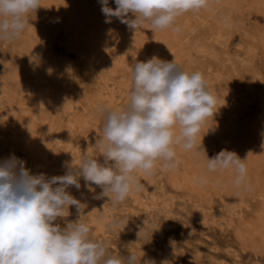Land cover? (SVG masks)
<instances>
[{
    "label": "rangeland",
    "instance_id": "374dc122",
    "mask_svg": "<svg viewBox=\"0 0 264 264\" xmlns=\"http://www.w3.org/2000/svg\"><path fill=\"white\" fill-rule=\"evenodd\" d=\"M55 1L53 13H59L54 16L61 19V24L46 25L43 35L27 28L21 38L0 39V162L14 154L26 162L32 174L43 173L46 177L65 174L66 164L72 161L75 166L84 158L103 162L101 150L95 145L96 139L103 136L106 114L101 108L122 110L129 104L134 85L131 66L138 56L139 61H147L155 53L169 62L175 57L189 74L202 73L210 91L218 97L213 110L216 113L201 126L194 148L184 150L182 145H174L179 163L187 156L207 162L205 153L212 158L221 150L230 149L241 159L253 157L246 161V185L236 186L234 170L217 171L213 173L230 174L234 181L231 179L230 186L225 187L219 180L217 188L203 195L178 186L176 168L168 172L157 162L149 175L134 173L140 187L123 202L94 198L102 189L91 185L90 191L82 178L79 190L74 186L67 190L86 204L81 221L90 227L94 240L106 244L110 254H135L138 264H264V246L256 244L255 237L248 240L243 230L246 220L253 221L264 211V134H253L248 128L255 123L264 125V0L260 6L254 5V0H209L206 8L186 12L175 20L172 27L178 30L173 47L161 42L164 29L153 32L145 25L135 31V44L114 40L102 56L87 44H74L72 51L68 50L72 47L67 41L70 35L63 24L67 7L59 6L60 0ZM81 1L95 11L93 21L102 17L106 22L99 0ZM42 3L46 1L41 0ZM109 6L116 7L114 0H109ZM110 21L106 23L120 20L112 17ZM134 49L138 56L131 53ZM26 124L37 133L33 135L42 146L40 153L24 148L16 137L18 129ZM174 131L180 135L179 125ZM16 138L19 141H13ZM232 195H239L242 202L234 205ZM69 212L68 217L58 221L61 226L78 218L75 206ZM126 219V226H114V221Z\"/></svg>",
    "mask_w": 264,
    "mask_h": 264
},
{
    "label": "clouds",
    "instance_id": "9594fccd",
    "mask_svg": "<svg viewBox=\"0 0 264 264\" xmlns=\"http://www.w3.org/2000/svg\"><path fill=\"white\" fill-rule=\"evenodd\" d=\"M99 2L106 22L115 17L134 32L146 24L154 32L172 26L186 12L206 8L209 0H114V9L109 0ZM41 7V0H0V39H18ZM131 68L129 104L122 110L101 108L106 114L103 136L95 145L103 162L84 158L75 166L72 161L64 175L51 177L32 174L14 154L0 162V264H138L135 254H110L105 243L91 237L90 227L81 221L86 204L67 189L79 190L82 178L90 191L91 185L102 189L94 198L125 201L140 187L135 172L151 173L157 162L163 170L178 166L174 145L194 148L201 126L216 113L218 97L202 73L189 74L175 57L169 62L154 55ZM205 156L209 172L234 170L235 184L246 185L247 158L226 149ZM72 206L78 218L61 226L58 221L70 215ZM127 224L128 219L114 221L117 227Z\"/></svg>",
    "mask_w": 264,
    "mask_h": 264
},
{
    "label": "bare ground",
    "instance_id": "6f19581e",
    "mask_svg": "<svg viewBox=\"0 0 264 264\" xmlns=\"http://www.w3.org/2000/svg\"><path fill=\"white\" fill-rule=\"evenodd\" d=\"M46 3L43 5V3L41 4V8L37 10L36 12V17L33 16V20H30V24L28 26V28H30L31 30H33L34 32L36 33H39L41 32L42 35L43 33H45V28H46V25H49L51 23H59L61 24V19L54 16L56 14H59V13H53V9L56 7V1L55 0H45ZM240 1V0H239ZM242 1V0H241ZM43 2V1H42ZM227 2V1H226ZM233 2V1H232ZM221 3V2H220ZM251 3V2H250ZM254 5L256 6H260L262 4V0H254ZM227 4V3H226ZM233 4V3H232ZM215 5V4H214ZM59 6H65L67 7V15L64 13V26H65V29L69 31V43L71 44L72 47L68 48V50H71L74 48V44H87L91 47H93V49H95L98 53V55L100 54L101 56L103 54H105V50L107 47H112V43H114V40L116 41L117 39H119V42L120 44H126V43H132V44H135V38H136V35H135V32L134 30H131L127 27L126 24H123L121 23L120 21H115L113 23H106L102 17H100L98 20L96 21H93L92 17H93V13L95 12L94 10L91 9V7H88L86 4H84L81 0H78V1H75V0H60V5ZM219 6V5H218ZM233 6V5H232ZM231 7V6H230ZM61 8V9H62ZM232 8V7H231ZM60 9V8H59ZM94 9V8H93ZM209 10V8H208ZM239 10V9H237ZM99 11V9H98ZM56 12H57V9H56ZM231 12V11H230ZM212 13V12H211ZM103 14V13H102ZM96 14H94L95 16ZM99 15V14H98ZM105 16V15H104ZM96 17V16H95ZM182 17V16H181ZM63 18V17H62ZM94 18V17H93ZM178 18V17H177ZM230 18V17H229ZM97 19V17H96ZM95 20V18H94ZM112 22V21H111ZM177 22V21H176ZM185 23V22H184ZM62 24V25H63ZM177 24V23H175ZM53 25V24H52ZM147 25V24H146ZM54 27H56L54 25ZM149 27V26H147ZM229 27V25H228ZM60 28V27H59ZM188 28V27H187ZM55 29V28H54ZM53 29V30H54ZM148 29V28H147ZM52 30V29H51ZM50 30V31H51ZM57 30V29H56ZM144 30V29H143ZM29 31V30H28ZM49 31V32H50ZM65 31V30H64ZM27 32V31H26ZM121 32V33H120ZM139 32V31H138ZM54 33V32H53ZM158 33V32H157ZM162 33V32H160ZM48 34V32H47ZM118 34V36H116ZM41 35V34H40ZM63 35V34H62ZM55 36V35H52V37ZM60 36V35H59ZM141 36V35H139ZM26 37V36H25ZM42 37V36H41ZM153 37H155L153 35ZM219 37V36H218ZM222 37V36H221ZM21 38V37H20ZM27 38V37H26ZM64 38V37H63ZM66 38V37H65ZM162 38V37H161ZM177 38V35H176V30L170 26L166 29H164V34H163V41L161 42H164L166 45L169 46H172L174 45L173 43L176 41L175 39ZM29 39V38H27ZM35 39V38H34ZM55 39V38H54ZM61 39V38H60ZM159 39V38H158ZM24 40V39H23ZM53 40V39H52ZM65 40V39H64ZM137 41V40H136ZM155 41V40H154ZM29 42V41H28ZM43 42V41H42ZM41 42V43H42ZM46 42V41H45ZM144 42V41H143ZM150 42V41H149ZM157 42V41H156ZM155 42V43H156ZM161 42L159 44H161ZM16 43V42H15ZM27 43V42H26ZM54 43V42H53ZM163 43V45H164ZM178 43V42H177ZM180 43V42H179ZM13 44V43H12ZM43 44V43H42ZM46 44V43H45ZM28 45V44H26ZM62 45V44H61ZM86 45V46H87ZM128 45V44H127ZM156 45V44H155ZM162 45V44H161ZM20 46V45H19ZM34 47L36 46L33 45ZM43 46V45H42ZM120 46V45H119ZM135 46V45H133ZM158 46V45H156ZM181 46V45H180ZM17 47V46H16ZM39 47V46H38ZM45 47V46H43ZM123 47V46H122ZM121 47V48H122ZM128 47V46H127ZM130 47V46H129ZM173 47V46H172ZM196 47V46H195ZM48 48V47H47ZM77 48V47H76ZM125 48V47H124ZM133 48V47H132ZM137 48V47H136ZM160 48V46H159ZM192 48V47H191ZM19 49V47H18ZM17 49V50H18ZM32 49V48H31ZM126 49V48H125ZM128 49V48H127ZM131 49V48H130ZM139 49V48H138ZM164 49H168V48H164ZM28 50V49H27ZM35 50V49H34ZM78 50V49H77ZM86 50V49H85ZM121 50V49H120ZM156 50V49H155ZM163 50V49H162ZM172 50V49H171ZM30 51V50H29ZM33 51V50H32ZM41 51V50H40ZM72 51V50H71ZM110 51V50H109ZM127 51V50H126ZM12 52V51H11ZM34 52V51H33ZM83 52V51H82ZM88 52V51H87ZM85 51V54L87 53ZM94 52V51H93ZM92 52V53H93ZM120 52V51H119ZM137 49H134V51L132 50L131 53L133 54H137ZM170 52V51H169ZM190 52V51H189ZM13 53V52H12ZM15 53V52H14ZM91 53V52H89ZM87 53V54H89ZM96 53V52H95ZM130 53V54H131ZM168 53L167 51H165V54ZM17 54V53H15ZM23 54V53H22ZM47 54V53H46ZM108 54V53H107ZM121 54H122V51H121ZM124 54V53H123ZM126 54V53H125ZM124 54V56H125ZM154 55H156L155 53H152ZM164 54V55H165ZM18 55V54H17ZM48 55V54H47ZM50 55V53H49ZM79 55V54H78ZM82 55V54H81ZM90 55V54H89ZM109 55V54H108ZM127 55V54H126ZM142 55V54H141ZM153 55V56H154ZM167 55V54H166ZM165 55V56H166ZM86 56V55H85ZM94 56V55H93ZM99 56V58L101 57ZM138 56V54H137ZM143 56V55H142ZM141 56V57H142ZM49 57V56H48ZM96 56H94L95 58ZM111 57V55H110ZM122 57V56H121ZM128 57V56H127ZM140 57V58H141ZM123 58V57H122ZM125 58V57H124ZM129 58V57H128ZM133 58V57H132ZM131 58V59H132ZM144 58V57H142ZM104 59V58H103ZM109 59V58H108ZM107 59V61H108ZM24 60V59H23ZM100 60V59H99ZM113 60V58H112ZM118 60H119V57H118ZM130 60V59H129ZM29 61V60H28ZM101 61V60H100ZM115 61V60H114ZM113 61V63H114ZM120 61V60H119ZM135 61V59H134ZM137 61V59H136ZM135 61V62H136ZM138 61H139V56H138ZM137 61V62H138ZM141 61V60H140ZM22 62V61H21ZM26 62V61H25ZM50 63V62H49ZM103 63V62H102ZM106 63V62H105ZM110 63V61H109ZM122 63V62H121ZM124 63V62H123ZM131 63V62H130ZM116 65H118L116 62H115ZM113 64V65H115ZM126 64H127V61H126ZM125 64V65H126ZM62 65V64H61ZM104 65V64H103ZM123 65V64H121ZM106 66V64H105ZM128 66V65H127ZM126 66V67H127ZM131 66V64H130ZM103 67V66H102ZM105 68V67H104ZM107 68V66H106ZM111 68V67H110ZM115 68V67H114ZM109 69V68H108ZM132 70V69H131ZM110 72V71H109ZM107 76V75H106ZM114 76V74H113ZM117 76V75H116ZM205 77V76H204ZM210 81V80H209ZM104 83V82H103ZM2 85V84H1ZM7 85V84H6ZM212 85V84H211ZM44 87V86H43ZM45 88V87H44ZM54 89H56V87H54ZM4 90V89H3ZM51 90V89H50ZM43 91V90H42ZM46 92V91H45ZM52 92V91H51ZM64 92V91H63ZM49 94V93H48ZM60 94V93H59ZM58 94V95H59ZM57 95V94H56ZM60 95H63V94H60ZM9 98V97H8ZM57 97L55 96V99ZM59 98V97H58ZM64 98V97H63ZM39 99V98H38ZM67 99V98H66ZM69 99V98H68ZM72 100V99H71ZM94 100V99H93ZM68 101V100H67ZM66 101V102H67ZM74 101V100H72ZM57 103V102H56ZM53 104V103H52ZM69 104V103H68ZM62 105V103H61ZM24 106V105H23ZM43 106V105H42ZM67 106V105H66ZM98 106V105H97ZM60 107V106H59ZM36 108V107H35ZM16 110V109H15ZM14 110V111H15ZM27 110V109H25ZM9 111V110H8ZM7 111V112H8ZM11 111V110H10ZM24 110L22 109L21 112H23ZM26 112V111H25ZM10 113V112H9ZM29 113V112H28ZM27 113V115H28ZM226 113V112H225ZM19 114V113H18ZM24 115L26 113H23ZM11 115V113H10ZM17 115V114H16ZM257 115V114H256ZM13 116V115H12ZM31 116V115H30ZM14 117V116H13ZM26 117V116H25ZM18 118V117H17ZM33 118V117H32ZM259 118V117H258ZM256 118V119H258ZM24 119V118H23ZM222 119V118H221ZM248 119V118H247ZM255 119V117H254ZM22 120V119H21ZM20 120V121H21ZM34 120V119H33ZM69 120V119H68ZM72 120V119H71ZM223 120V119H222ZM238 120V119H237ZM260 120V119H258ZM244 121V120H243ZM248 121V120H246ZM256 121V120H255ZM26 122V121H25ZM28 122V121H27ZM33 122V121H32ZM35 122V121H34ZM250 122V121H249ZM31 123V121H30ZM252 122H250L251 124ZM23 124L20 122V125ZM29 124V123H28ZM34 123H32L33 125ZM72 124V123H71ZM244 124V122L242 123ZM249 124V123H248ZM264 124V123H262ZM16 125V124H15ZM36 125V124H35ZM247 125V124H246ZM22 126V125H21ZM27 126V124H26ZM30 126V125H28ZM25 127L23 126V128H19L18 129V132L16 134V137H19V139H21V141L23 142V145H24V148L27 147L31 150V152L33 153H40V150L42 149V146L40 147L38 145V142L36 140L37 137H35L33 134L35 132V130H33V128H30V127ZM20 127V126H19ZM248 127V126H247ZM264 125H261L259 123H255V124H252L251 126H249L248 128H250V131L251 133L253 134H264ZM178 129V128H177ZM231 129V128H230ZM6 131V130H5ZM15 132V131H14ZM13 132V133H14ZM175 132V131H174ZM219 132V131H218ZM10 133V132H9ZM13 133H10L11 135ZM36 133V132H35ZM9 134V135H10ZM37 134V133H36ZM42 134V133H41ZM58 134V133H57ZM177 134V133H176ZM175 134V135H176ZM201 134V132L199 133V135ZM15 135V134H14ZM39 135V134H38ZM37 135V136H38ZM226 140H224L225 142L228 141L227 140V137L226 135H224ZM1 137V136H0ZM4 137V136H3ZM220 138V137H219ZM259 138V137H258ZM12 139V138H11ZM55 139V138H54ZM238 139V138H237ZM18 138H16V140H13V141H16L17 142ZM39 140V139H38ZM230 140V139H229ZM257 139H255L256 141ZM262 140V139H261ZM2 141V140H1ZM19 141V140H18ZM4 142V141H2ZM20 142V143H22ZM237 142V141H235ZM253 142V141H252ZM257 142V141H256ZM8 143V142H7ZM5 143V144H7ZM18 143V144H20ZM41 143V142H40ZM220 143V142H219ZM241 143V142H240ZM249 144V142H247ZM254 143V142H253ZM22 145V146H23ZM222 145V144H221ZM234 145V144H233ZM252 145V144H251ZM3 146V144H2ZM20 146V145H18ZM180 146V145H179ZM231 146V145H230ZM248 146V145H247ZM246 146V147H247ZM258 146V145H256ZM262 146V145H261ZM21 147V146H20ZM46 147V146H45ZM228 147V146H227ZM233 147V146H231ZM230 147V148H231ZM242 147V146H241ZM223 149V147H221ZM250 148V147H248ZM229 149V147H228ZM240 150V148H238ZM243 150V148H241ZM254 149V148H253ZM261 149V148H260ZM11 150V149H10ZM16 150V149H15ZM14 150V151H15ZM180 151H183L181 149H179ZM230 150V149H229ZM247 150V148H246ZM259 153L260 150L256 149ZM244 151V150H243ZM250 151V150H249ZM254 151V150H253ZM45 152V151H44ZM234 152V151H233ZM264 152V151H262ZM2 153V152H1ZM239 153V152H238ZM243 153V152H241ZM247 153V151H246ZM180 153H178L179 155ZM244 154V153H243ZM242 154V155H243ZM181 155V154H180ZM250 155H252V153H250ZM249 155V156H250ZM255 155H257L255 153ZM261 155V153H260ZM24 156V155H23ZM240 158L242 156L238 155ZM264 156V155H262ZM184 157V156H183ZM201 157V156H200ZM72 158V157H71ZM246 158V157H245ZM253 158V157H251ZM251 158H248L247 160L251 159ZM258 158V157H256ZM68 159V158H67ZM260 159V158H259ZM257 160V159H256ZM255 160V161H256ZM259 161V160H257ZM262 161H264V158H262ZM252 162V161H251ZM260 163V162H259ZM251 164V163H250ZM254 164V163H253ZM257 164V163H255ZM261 164V163H260ZM63 165V164H62ZM258 165V164H257ZM253 166V165H252ZM262 166V164H261ZM247 167V165H246ZM264 167V166H262ZM55 168H53L54 170ZM67 169V168H66ZM48 170V169H47ZM68 170V169H67ZM66 170V172H67ZM247 170H248V167H247ZM55 171V170H54ZM63 171V170H62ZM226 171V170H225ZM230 171V170H229ZM65 172V171H64ZM65 172V173H66ZM141 173L145 174V175H149L150 173H146V172H143V171H140ZM169 172V170H168ZM51 173V172H50ZM59 174V172H57ZM56 173V175H57ZM153 173V172H152ZM174 173L176 174L175 176L177 177L178 180L175 181V183L178 184V186H181V187H184V188H187V189H190L192 191H198L200 192L201 194L203 195H207L209 194V192L211 190H213V188H217V185L216 183L220 180L223 184L222 186H230V181H232L233 179L230 177V174H216V173H213V172H209L208 169H207V162L206 161H203V160H198L197 158L195 157H192V156H187L185 157L184 159H182V161L179 163V165L176 167V169L174 170ZM255 173V172H254ZM41 174V173H40ZM62 174V172H61ZM64 174V173H63ZM62 174V175H63ZM248 174V172H247ZM60 175V174H59ZM153 175V174H152ZM261 175V174H260ZM259 175V176H260ZM50 176V175H48ZM53 176V174H52ZM167 176V174H166ZM200 176H204L206 178V182L205 183H198L196 182V178L197 177H200ZM172 178V176H171ZM170 178V179H171ZM248 178V176H247ZM168 179V178H167ZM232 179V180H231ZM262 180V179H261ZM170 181V180H169ZM234 181V180H233ZM253 182H255L253 180ZM219 183V182H218ZM237 186V185H236ZM242 188V187H240ZM238 189V188H237ZM239 190V189H238ZM242 190V189H241ZM232 191H234L232 189ZM235 192V191H234ZM239 192V191H238ZM243 192V190H242ZM241 192V193H242ZM196 193V192H195ZM231 194V193H229ZM244 194V193H243ZM197 195V194H196ZM215 195V194H214ZM233 196V195H232ZM241 196V195H240ZM249 196V195H248ZM220 198V197H219ZM231 200V199H230ZM242 200V198L240 199L239 195H234L233 196V204L235 205L234 202H240ZM231 201V202H232ZM242 202V201H241ZM232 204V206H234ZM264 206V205H262ZM262 209V208H261ZM258 210V209H257ZM255 211V210H254ZM256 214V213H255ZM242 215V214H241ZM243 218V217H242ZM252 219V218H251ZM230 222V221H229ZM243 226V224L241 225ZM243 230L244 232H246V235L248 237V240H252V238H257V241H256V244H258L259 246H264V211H262L261 214H259L256 219L254 218L253 221H247L245 222V225L243 227ZM242 232V231H241ZM238 240V239H237ZM239 242V241H238ZM251 243V242H250ZM247 244V243H246ZM255 247V246H254ZM258 248V247H257ZM244 249V247H243Z\"/></svg>",
    "mask_w": 264,
    "mask_h": 264
}]
</instances>
